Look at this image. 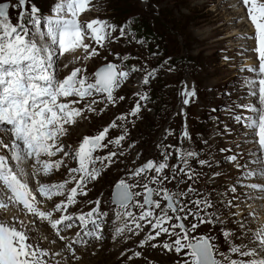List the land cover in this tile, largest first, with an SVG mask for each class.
I'll list each match as a JSON object with an SVG mask.
<instances>
[{
  "label": "snow or ice",
  "instance_id": "1",
  "mask_svg": "<svg viewBox=\"0 0 264 264\" xmlns=\"http://www.w3.org/2000/svg\"><path fill=\"white\" fill-rule=\"evenodd\" d=\"M27 3L28 0H16L15 4L0 2V150H6L0 153V211L11 214L10 219L0 218V264H53L52 260L46 259L49 257L62 258L56 259L54 264H72V261L80 259L75 246L87 245L88 240H104V227L111 221L108 220L109 210L100 209L102 194L95 201H87L94 206L86 213L74 216L70 214L69 206L77 202V195H88L89 182L97 181L104 169L123 163L120 157L126 153L119 146L127 135V119L121 115L117 118L123 122L120 125L113 121L97 134L84 136L76 150L65 144L63 138L68 133V127L74 125L77 119H88L89 113L97 111L93 106L101 101L87 98L103 94L106 102L115 106L117 97L114 92L129 73L123 70V61L128 59L124 56L120 67L108 62L95 71L94 82H89L84 75L86 67H73L61 77V67L68 68V64L61 66L60 60L65 53H75L78 49L84 54L77 56V61L98 56L97 48L86 40L104 48L105 41L118 39L112 33L119 31V37H124L126 33L122 26L117 29L115 24L106 20L79 22L77 17L88 9L89 0H59L52 9L54 15L50 16H39L38 9L33 5L29 10ZM239 5L246 9V15L254 26V36H246L245 39H254L252 51L257 54L258 60V66L246 69L254 74L246 81V87L255 102L236 106L250 113L244 119L248 142L256 146L248 152L252 166L241 163L236 154L228 156V161L240 174L236 183L226 189L234 194L232 199L222 201L232 218L229 223L238 225L239 236L235 230L227 228L224 211L212 202L211 193L205 195L198 192L191 183L178 194L168 190L165 182L175 181L179 186L200 179L201 174L190 166L191 160L201 167H214L211 159H200L199 152L177 148V159L183 167L169 164L171 153L165 151L161 162L154 163L149 159L128 171V178L135 180L146 170H154L150 183L157 185L156 188L149 187L147 183L130 184L125 179L114 185L111 202L119 207L112 213L115 221L111 232L113 242L124 236L127 243L132 237L140 236L147 225L149 231L139 239L138 247L142 250L145 247L162 248L178 255L183 253L186 258L182 257L176 264H264V222L256 229L247 226V219L255 217V211L244 220L235 219L241 204L264 203V0H239ZM10 8L19 9L15 24L11 22ZM42 20L45 31H41ZM106 50L109 55L112 54L110 49ZM151 75L148 73L143 77L145 85L149 84ZM183 95L192 97L195 92L185 90ZM118 99L123 101L125 97L121 95ZM140 100L146 101L147 95L141 94ZM183 104H189V99L185 98ZM140 110L141 104L137 102L131 109V115L135 116ZM234 118L239 121L242 117L237 115ZM118 126L124 128V133L115 139H106L109 129ZM229 131L225 125L224 132ZM182 135L188 137L189 134L185 130ZM109 145L116 146V150L109 149ZM135 146V141L127 145L129 149ZM99 149L109 150L104 155L94 156ZM58 155L60 158H57ZM64 157L78 161V167H68ZM61 167L75 184L67 191L66 199L63 193L69 181L47 183L38 178L41 174L47 177ZM165 170L167 175L163 174ZM220 175L223 173L213 172L209 179L214 180ZM33 181L35 189L31 186ZM237 185L243 189L239 195H235ZM138 186L144 189L143 194L132 191ZM161 192L166 202L163 206L160 199H154ZM36 193L48 201H52L54 196L61 197V200L54 203L50 210H42L40 205L44 201L39 200ZM188 193L195 194L197 198L189 199ZM141 195L142 203L135 199ZM134 200L135 206L140 208L138 214L129 210ZM234 200L238 203H233ZM75 220L80 222L79 227L88 240L76 232V239L59 250L41 246L44 241L56 244V238L65 241L64 233L73 229ZM201 225L212 228L220 225L223 245L217 242L211 231L207 235H191ZM49 227L54 234L51 240L45 231ZM125 232L131 235H124ZM161 236L166 239L155 242ZM236 240L240 243H235ZM225 245L227 250L222 251ZM65 251L68 256L64 255ZM120 255L123 257L125 253ZM142 256L143 251H135L127 256V260L130 262ZM149 264L152 262L149 261Z\"/></svg>",
  "mask_w": 264,
  "mask_h": 264
},
{
  "label": "rangeland",
  "instance_id": "2",
  "mask_svg": "<svg viewBox=\"0 0 264 264\" xmlns=\"http://www.w3.org/2000/svg\"><path fill=\"white\" fill-rule=\"evenodd\" d=\"M229 1L232 4V0ZM0 2L15 4L16 0H0ZM58 2L59 0H28L27 8L30 10L31 6L34 5L38 9L39 16H50L54 15L52 9ZM225 2V0H101L97 10L90 15V20H106L111 24H115L117 29L122 26L126 35L119 37V31L111 34L118 37L108 48L113 55H109L106 50L104 57L98 56L97 59L91 60L88 58L83 60V67L87 69L84 75L88 77L89 82H94L95 71L108 62L116 63L120 67L124 56H127L128 59L123 61V70H127L129 75L114 92L117 97L115 106L108 104L103 94H96L104 101L103 104H97V107L99 109L103 108L104 111L97 110L95 113H89L88 119H79L78 126H71V131H68L64 138L74 139V143L68 142V144L72 146L73 150H76L84 136L97 134L99 130H102L103 127L108 126L113 121L120 125L123 122L117 118L124 115L127 119L125 125L127 135L119 147L123 148L126 155L120 157L123 163L113 164L102 171L99 182L90 187L89 196L80 203V206L83 204L85 206L73 210L74 214L86 213L94 206L88 204L87 201H95L97 196L101 194L100 209L102 211L109 210V215L113 213L114 210L118 209V206L112 204L111 198L114 185L120 179H125L130 184L139 182L140 185H143L147 183L149 187L156 188L157 185L150 183L151 176L155 175L154 170H146L141 174V177H137L135 180L129 179L127 173L129 170L146 163L149 159H152L154 163L161 162L162 154L165 151L171 153L169 164L177 167H183L177 159L175 151L177 148L199 152L200 159H211L214 167L218 169L232 166L233 163L228 161V156L232 154H236L239 159H245L248 156L244 155L246 151H242V147L247 146L246 148L249 149L253 144L248 145L247 142L240 141L243 137H239L238 133L247 132L244 117L249 116L250 113L236 106L247 105L246 101H248V104L255 102V98L249 99L246 94V81L254 76L246 69L253 65L258 66L257 54L254 51L252 53L255 41L254 39H246L250 43V49L242 50L241 53L244 54H238V51H234V43L230 42L228 37H230L239 22L244 23L247 36H254V26L246 15V9L239 6L238 10L245 19L242 18L236 21L237 23L232 26L234 28L229 29L231 24L227 23L229 13L226 14ZM18 11L19 9H9L13 24L17 23ZM85 12L80 13L79 16L84 15ZM67 54L65 53V59L62 61L61 58L60 61L61 66L64 63L68 64V68L61 67V73L64 70L61 77L67 75L77 65V55L74 54L73 57L75 58L67 61ZM225 56L229 59L225 60ZM247 60L252 65L241 68ZM89 62H93L92 65H89ZM133 68L139 70L132 71ZM169 69L171 70L169 71ZM148 73H152V75L149 84L145 85L143 77ZM127 81L129 83H126ZM185 90L194 91L195 95L185 97L183 95ZM141 94L147 95L146 101L140 100ZM121 95L125 97L123 101L118 99ZM185 98L189 99L187 105L183 104ZM137 102L141 104V110L133 116L131 115V109L136 106ZM237 115L242 117L239 121L234 118ZM225 125L230 130L228 133L224 132ZM185 130L189 134L188 137L182 135ZM122 133H124L122 127L110 128L106 139H115ZM229 133L232 134L231 138H228ZM133 141L136 142V146L129 149L127 145ZM157 145H160V147H157ZM109 149L116 150V146L109 145ZM109 149H99L94 152V155H104ZM221 149L225 151H220ZM137 153H139V156ZM57 158H60L59 155ZM65 158L68 166L78 167V161L70 157H64L63 159ZM248 165L251 167L252 161L251 163L248 162ZM97 166L100 167L99 164ZM190 166L196 173L201 174L200 179L181 183L179 186L175 181L165 182L170 192L178 194L187 188L188 183H191L192 187L198 191L202 189V183L205 179L203 172L208 170V167H201L195 160L190 161ZM66 173L64 168L61 167L57 171L54 169L47 177L40 176L47 183H64ZM163 174L167 175L168 171L165 170ZM208 180L211 184L216 182V179L210 180L207 177L205 181ZM226 189L227 184L225 183L222 186L224 195H227ZM240 189L237 185V190ZM132 191L143 194L144 189L138 186L133 188ZM162 198L163 192L160 193L159 197H154V199H160L163 206L166 202ZM188 198L194 200L197 196L188 193ZM59 199L58 196L56 202ZM135 199L142 203V195ZM217 202V208L222 209L221 202L218 200ZM237 202L233 201V203ZM129 210L133 213L140 211V208L135 206V200ZM223 211L227 228L235 230L237 236H239V228L232 227V224L228 223L231 217L226 209H223ZM233 211H236V209H233ZM240 215L239 213L236 217L237 221H239ZM108 220L111 221L112 219L108 217ZM253 221L256 223L255 220H247V226L253 228L249 225ZM111 225L110 222L104 227L103 233L106 236L109 234L108 229L111 231L113 228ZM89 228H91V225ZM144 231L145 234L149 231L147 225ZM210 231L216 237L217 242L223 245L224 238L221 235L220 225H216L215 228L210 225H201L191 235H207ZM51 232L53 233V231ZM76 232H80L81 237L86 240L83 230L78 231L77 226L75 227V233L71 234L74 239H76ZM68 233L70 231L65 234ZM164 239L166 237L161 236L155 242ZM138 241L137 238L136 242L131 240V242L124 244H115L110 248L111 242L103 240L105 247H99L97 243H93V247H97L95 250H92L88 245H81V247H77V255L80 259L72 261V264H149V261L152 264H176L183 257V253L178 255L174 251L166 252L162 248L153 249L156 255L150 256V252L145 248L143 250L138 249ZM237 242L240 243L239 240ZM43 243L42 247L54 250H59L63 246L57 241L54 245L49 242ZM85 250L89 252H84ZM226 250L227 246L225 245L222 247V251ZM102 251L104 254L110 255L109 259L105 262L93 259L99 256ZM135 251H143V256L139 259L134 258L129 262L127 256L132 255ZM121 252L125 253L123 257L120 255Z\"/></svg>",
  "mask_w": 264,
  "mask_h": 264
},
{
  "label": "bare ground",
  "instance_id": "3",
  "mask_svg": "<svg viewBox=\"0 0 264 264\" xmlns=\"http://www.w3.org/2000/svg\"><path fill=\"white\" fill-rule=\"evenodd\" d=\"M55 1V0H54ZM100 1L101 0H89V7H88V9H87V11L88 12H85L84 13V15H81V16H78L77 18H79V19H82V20H78L79 22H81V23H86V22H88V21H90V15L94 12V11H96L97 10V8L99 7V5H100ZM226 2H225V4H226V14L227 13H229V17H228V24H231V26L229 27V29H233L234 27H232L234 24H236L237 22L236 21H238V20H240L241 18H244V17H242L241 16V14L242 13H240V11L238 10V8H239V0H232L231 2H232V4H230L229 2V0H225ZM212 2H214V1H212ZM235 5V6H234ZM243 12V11H242ZM40 16H43V15H40ZM48 16V15H47ZM226 16V15H225ZM95 18V17H94ZM245 19V18H244ZM44 22H43V20L41 21V31H45V29H44ZM250 34V33H249ZM247 36V31H245V26H244V23L243 22H239V24H237L236 26H235V29L232 31V33H231V35H230V37H228L229 39H230V42H232V43H234L233 44V46H234V51H238L237 53L238 54H244V53H241V52H243L244 50H249L250 49V43H249V41L247 42V40L245 39V37ZM252 40V39H251ZM86 42H90V43H92V45L93 46H95L96 48H97V51L100 53L98 56H100V57H104V53H105V51H106V49H108V48H110V45H111V43L113 42V41H105V47L104 48H101V46L100 45H96L93 41H89V40H86ZM233 48V47H232ZM243 50V51H242ZM252 53H253V51H252ZM74 54H76L77 56H83V50H78V51H75V53H68L67 54V58H66V60L67 61H69L71 58H75V57H73L74 56ZM113 55V54H112ZM249 55H251V54H249ZM98 56H94V57H90V59L91 60H93V59H97L96 57H98ZM243 56V55H242ZM233 57V56H232ZM237 58V57H236ZM63 59H65L64 57L62 58V61H63ZM248 59V58H247ZM250 59H252L251 57H250ZM240 60V59H239ZM239 60H237V61H239ZM61 61V60H60ZM232 61V60H231ZM230 61V62H231ZM235 61H236V59H235ZM255 62V61H254ZM92 63L93 62H89L88 64L89 65H92ZM235 63V62H234ZM250 65H252V63L249 61V60H247V62L245 63V65H243V66H241V68H243V67H246V66H250ZM76 67H83V63H82V61H77V65H76ZM63 73H64V70H63V72L61 73V75H63ZM126 83H129L128 81L126 82ZM125 87H126V85H125ZM245 93V92H244ZM246 94L248 95V89L246 88ZM249 96V95H248ZM251 98H254V97H250L249 96V99H251ZM88 100H91V99H97V100H99V101H101V103H99L98 105H100V104H103V100L100 98V97H98L96 94H94V96L93 97H91V98H87ZM82 104L84 103V101H82L81 102ZM246 104H248V101H246ZM98 105H94L93 107H96L97 108V110H99V108L97 107ZM78 124H79V119H77V122L74 124V125H72V126H74V127H77L78 126ZM246 128V127H245ZM68 131H71V126H69L68 127ZM236 131V130H235ZM238 136L239 137H243V138H241V140L240 141H243V142H247L246 144H248V145H250L251 143H249L248 142V139L249 138H247V132H245L244 131V133L243 134H240V133H238ZM232 137V134H230L229 133V136H228V138H231ZM246 137V138H245ZM64 139V141L66 142V144H68V142H72V143H74L75 141H74V139H71V138H63ZM247 146H244V147H242V151H246V153L244 154V155H248V152L250 151V150H254L255 149V145H253V146H251V148H246ZM244 149V150H243ZM4 151H6V150H3V151H0V153H2V152H4ZM94 155V154H93ZM95 156V155H94ZM240 160V162L241 163H247L248 164V162H250L251 163V161H252V158L251 157H249V156H247L245 159H239ZM64 162H65V164L67 165V159L65 158L64 159ZM232 166H226V168L225 169H223V168H221V169H218V168H216V167H212V168H208V170H206V171H204L203 172V176H204V181H203V183H202V189L200 190V191H198V192H201V193H203V194H205V195H207L208 193H211V199H212V202L217 206L218 205V202H217V200L219 201V202H221V207H222V209H226L225 207H224V205L222 204V201H227V200H229V199H231V197L234 195L232 192H230V191H227V195H224L223 194V192H222V186L226 183L227 184V188H230L234 183H235V180H236V177L240 174L239 172H238V170L235 168V166L233 165V164H231ZM68 166V165H67ZM68 167H76V166H68ZM64 168V167H63ZM57 171V170H56ZM213 172H222L223 173V175H220V176H217L215 179H216V182L214 183V184H211L210 183V181L208 180L207 182L205 181L206 180V178L207 177H210V175L213 173ZM207 173V174H206ZM41 176L42 177H44L42 174H41ZM41 176H39L38 178L42 181V182H46ZM77 177H78V174H77ZM67 181H69V183L68 184H66L65 186V191H64V193H63V198L64 199H66V195H67V191L68 190H70V188L71 187H74L75 186V184L72 182V178H71V176H69V174L68 173H66V178H65ZM99 182V179L97 180V181H95V182H89V184H88V195L87 196H81V195H77V197H76V200H77V202L74 204V205H70L69 206V208H70V214H72V215H79V214H74L73 213V210H78L79 208H83L84 206H85V204H83V205H81L80 206V203H82L83 202V200L85 199V198H87L88 196H89V189H90V187H92L93 185H95V184H97ZM255 182H260V181H255ZM31 186L33 187V189H35V182L33 181L32 182V184H31ZM241 191H243L242 189H240V190H237V193L235 194V195H239V193L241 192ZM57 197L58 196H54L53 198H52V201H48L47 200V198H45V197H40L39 196V194H37V198L39 199V200H41V201H44V203H42L41 205H40V207H41V209L42 210H48V209H51V207L54 205V203H58V202H60V200H61V197H60V199H59V201L58 202H56V199H57ZM238 203V202H237ZM45 208V209H44ZM227 210V209H226ZM89 211V210H88ZM253 211H255V213H256V216L255 217H252V218H250V219H252V220H255L256 221V223H254V221H253V223L252 224H249V225H251V226H253V228L252 229H256V228H258L259 226H260V224L262 223V222H264V203H261V202H252L251 203V206H248V205H246V204H241V207H240V210H239V213L241 214L240 215V219H239V221L240 220H244L245 218H248L249 217V214L251 213V212H253ZM139 213V211H135L134 212V214H138ZM81 214V213H80ZM258 216H259V218H258ZM10 217H11V214L10 213H4V212H2V211H0V218H4V219H10ZM109 218L110 219H112L111 220V223H112V225H111V227L113 226V223H115V221H114V217H113V214L111 213L110 215H109ZM230 219H232V218H229V220ZM236 219V218H235ZM250 219H247V220H250ZM229 220H228V223H229ZM122 222V221H121ZM225 222H226V220H225ZM79 221L78 220H75L74 221V227H73V229H71L70 230V233H68V234H65L64 233V235H65V237H66V240L65 241H60L58 238H56V241L60 244V245H65L66 243H69V242H71V241H73V240H75L74 239V237L71 235L72 233H75V227L77 226L78 227V231H82V229L79 227ZM232 225V227H238V225L237 224H234V223H231ZM90 226V225H89ZM130 227H131V225H129ZM146 226V225H145ZM145 228V227H144ZM45 231H46V234L48 235V238H49V240L50 239H53L54 238V234L51 232L52 230L50 229V227L49 228H47V229H45ZM108 231H109V234L106 236L104 233V240H109L110 242H111V247L110 248H112L115 244H124L125 242H124V236H121V237H119V238H117V240L115 241V242H113L112 241V238H111V232H112V230L110 231L109 229H108ZM145 234V231H144V229H143V232H141V234H140V236H135V237H132V239H130L128 242H131V240H132V242H136L137 241V238H138V240H139V238H142V236ZM124 235H131V233H127V232H125V234ZM110 236V237H109ZM86 240H88V238L86 237ZM103 241V240H102ZM102 241H100V243H98V241H95V240H88V246L92 249V250H95L96 248L95 247H93V243H97V245H99V247H105V244L102 242ZM238 241V240H237ZM236 241V243L237 244H239L238 242ZM48 241H44V243H47ZM43 243V244H44ZM76 248L77 247H81V245H77V246H75ZM103 247V248H104ZM109 248V249H110ZM78 249V248H77ZM100 249V248H99ZM108 249V250H109ZM138 249H140L139 247H138ZM145 250H148L149 252H150V256H155L156 255V253H155V251L153 250V249H151L150 247H145ZM87 250H85L84 252H86ZM84 252H82V253H84ZM87 252H89V251H87ZM91 252V251H90ZM106 252V251H105ZM80 254V253H79ZM86 254V253H85ZM90 254V253H89ZM64 255L65 256H68L69 255V253L67 252V251H65V253H64ZM104 255H106V254H104V252L102 251V253L101 254H99V256H96L95 258H93V259H99V261H101V262H105L107 259H109V257H110V255H106L105 257H103ZM83 256V255H82ZM85 257H86V255H84ZM92 256V255H91ZM88 259H89V257H87ZM235 258V257H234ZM50 260H52V262H53V264H54V261L56 260V257L55 258H49ZM58 259H62L61 257H58ZM98 264V263H97Z\"/></svg>",
  "mask_w": 264,
  "mask_h": 264
},
{
  "label": "water",
  "instance_id": "4",
  "mask_svg": "<svg viewBox=\"0 0 264 264\" xmlns=\"http://www.w3.org/2000/svg\"><path fill=\"white\" fill-rule=\"evenodd\" d=\"M113 191H114V189H113ZM113 195V194H112ZM116 206H118V205H116Z\"/></svg>",
  "mask_w": 264,
  "mask_h": 264
}]
</instances>
